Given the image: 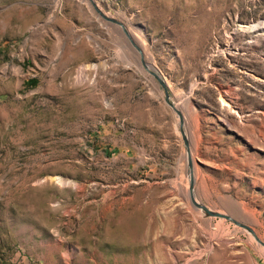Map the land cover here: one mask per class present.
<instances>
[{
  "label": "rangeland",
  "instance_id": "1",
  "mask_svg": "<svg viewBox=\"0 0 264 264\" xmlns=\"http://www.w3.org/2000/svg\"><path fill=\"white\" fill-rule=\"evenodd\" d=\"M186 150L195 201L257 239L190 202ZM258 240L264 0H0V264H264Z\"/></svg>",
  "mask_w": 264,
  "mask_h": 264
},
{
  "label": "water",
  "instance_id": "2",
  "mask_svg": "<svg viewBox=\"0 0 264 264\" xmlns=\"http://www.w3.org/2000/svg\"><path fill=\"white\" fill-rule=\"evenodd\" d=\"M97 13H98L99 15L102 16V14H100L99 11H97ZM102 17H103L106 21L118 25V26L121 28L122 32L125 34V36H126V37L128 36V34H127V32H126L124 26H123L120 22H118V21H116V20H114V19H111V18H106V17H104V16H102ZM128 37H129V36H128ZM134 47L138 50V48H137L135 45H134ZM150 74H151V76L156 80V82L159 84V86L161 87V89H162V91H163V94H164V97H165V99H166L168 105L172 108L173 112H174L175 115L177 116V124H178L179 133H180V135H181V138H182L183 144H184V146L186 147V145H187V144H186V138H185L184 133H183V129H182V121H181L180 115H179V113H178V110L176 109V107H175L174 105H172V103H170V102L168 101V93H167V90H166V87H165L164 83H163V82H162V81H161L156 75H154L153 73L150 72ZM186 159H187V167H188V169H187V176H188V193H189V199H190V202H191V203H196V204L198 205V207L201 208V209L203 210L204 214L209 215V216H218V217H222V218H224V219H227V220L233 222L234 224H236L237 226H240V227H243V228L247 229V230L250 231V233H252V235L255 237V235L253 234V231H252L250 228H248V227H246L245 225L239 223L238 221L232 219V218H231L230 216H228V215H225V214H222V213H219V212H216V211H212V210H210V209L204 207L202 204L198 203L197 201H195V199L193 198V194H192V171H191L190 159H189V156H188V152H187V150H186ZM255 238H256V237H255ZM256 239H257V238H256ZM258 241H259V240H258ZM259 243H260L262 246H264V244H263L262 242L259 241Z\"/></svg>",
  "mask_w": 264,
  "mask_h": 264
},
{
  "label": "bare ground",
  "instance_id": "3",
  "mask_svg": "<svg viewBox=\"0 0 264 264\" xmlns=\"http://www.w3.org/2000/svg\"><path fill=\"white\" fill-rule=\"evenodd\" d=\"M128 34V33H127ZM128 36H129V34H128ZM129 38H131V36H129ZM132 39V38H131ZM179 113V112H178ZM180 115V114H179ZM195 204V206H197L198 207V205L196 204V203H194ZM205 207V206H204ZM236 207H238V206H236ZM236 207H234L235 209H236ZM199 208V207H198ZM238 209V208H237Z\"/></svg>",
  "mask_w": 264,
  "mask_h": 264
}]
</instances>
